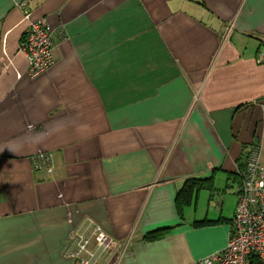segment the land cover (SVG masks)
Segmentation results:
<instances>
[{
    "label": "crops",
    "instance_id": "obj_1",
    "mask_svg": "<svg viewBox=\"0 0 264 264\" xmlns=\"http://www.w3.org/2000/svg\"><path fill=\"white\" fill-rule=\"evenodd\" d=\"M38 19L56 62L29 79ZM262 50L264 0H0V264H74L89 221L122 250L97 264L222 251L252 149L264 166Z\"/></svg>",
    "mask_w": 264,
    "mask_h": 264
},
{
    "label": "built area",
    "instance_id": "obj_2",
    "mask_svg": "<svg viewBox=\"0 0 264 264\" xmlns=\"http://www.w3.org/2000/svg\"><path fill=\"white\" fill-rule=\"evenodd\" d=\"M58 36L64 37L63 30ZM55 47L56 35L44 19L28 24L18 51L26 60L29 79H36L55 65ZM257 61L264 63V50L258 54ZM257 105L264 113V98ZM49 164L50 157L45 153L31 158L34 170L45 169ZM239 177L241 187L225 248L193 264H264V166L259 163L257 150L250 151ZM121 252L116 240L89 221L83 231L70 236L63 257L74 264H97L104 254L117 259Z\"/></svg>",
    "mask_w": 264,
    "mask_h": 264
},
{
    "label": "trees",
    "instance_id": "obj_3",
    "mask_svg": "<svg viewBox=\"0 0 264 264\" xmlns=\"http://www.w3.org/2000/svg\"><path fill=\"white\" fill-rule=\"evenodd\" d=\"M243 169V168H242ZM241 169V170H242ZM240 170V171H241ZM239 174V173H238ZM187 193H188V188L187 189H184L182 192H181V194H182V196L184 197V196H186L187 195Z\"/></svg>",
    "mask_w": 264,
    "mask_h": 264
}]
</instances>
